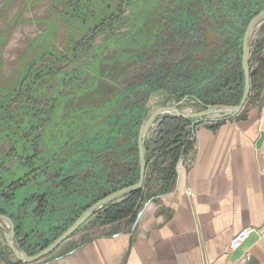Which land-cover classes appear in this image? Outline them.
<instances>
[{
    "label": "trees",
    "instance_id": "trees-1",
    "mask_svg": "<svg viewBox=\"0 0 264 264\" xmlns=\"http://www.w3.org/2000/svg\"><path fill=\"white\" fill-rule=\"evenodd\" d=\"M21 1L24 6L11 20L5 15L14 8L16 0H3L0 7V20L6 23L0 30V174L8 172L6 165L11 160L25 156V164L32 168L29 176L44 168L38 156L45 152L39 150L41 147H51L55 152L65 149L63 166L59 165L65 173H75L82 163L85 168L95 164V174L111 185L96 201L139 180L138 137L134 134L146 114L144 104L138 101L139 92L146 95L166 87L165 92L173 93L177 103L184 99L206 104L240 102L244 88L241 46L245 22L264 10V0H117L114 11L111 0H53L52 16L28 20L38 24L42 32L30 39L17 57L16 68L5 76V45L15 28L24 22L21 15L42 2ZM105 3L104 11L111 13L95 11H100ZM90 8L99 17L92 21V14L83 20L89 25L88 33L59 51L55 45L60 33L59 19H63V25L67 19L79 21L86 15L83 10ZM122 27L126 30L119 32ZM101 36L105 41L96 46L95 41ZM93 48L98 53L86 63L82 58ZM106 52L108 56L104 58ZM251 54L253 59L256 55ZM256 60V68L251 67V92L257 82L263 83L264 77V58L258 56ZM78 63L93 74L84 87L81 82H74L76 96L82 100L78 109L85 112L76 108L72 117L67 116L66 107H71L74 96L63 98L62 105H42L38 88L48 78H59L61 89L72 78L73 72L68 70L77 65L79 71ZM103 75L121 80L106 86L100 81ZM166 77L169 79L165 84ZM68 101L70 104L65 105ZM55 116L59 123L52 125ZM158 120L157 133L147 138L144 145L148 162L144 186L99 210L94 216L98 221L111 222L134 215L148 186L161 179L167 184L173 180L176 165L190 146L186 131L190 120L171 115ZM44 139L48 140L46 144ZM5 143L10 145L7 151ZM150 146H160L159 155L156 150L151 152ZM87 151L92 154L89 156ZM169 158L172 164L159 168ZM22 182L20 178L14 183L19 186L26 181ZM81 212L39 249L52 243Z\"/></svg>",
    "mask_w": 264,
    "mask_h": 264
},
{
    "label": "crops",
    "instance_id": "crops-1",
    "mask_svg": "<svg viewBox=\"0 0 264 264\" xmlns=\"http://www.w3.org/2000/svg\"><path fill=\"white\" fill-rule=\"evenodd\" d=\"M251 39L254 58H264V20ZM257 83L239 115L217 114L220 120L194 128L190 120V146L173 180L148 186L134 215L95 224L93 216L34 264H264V77ZM43 150L42 170L27 176L32 168L24 156L0 174V213L14 220L16 241L29 254L111 188L95 174V164L79 163L75 173H65L59 165L67 150ZM171 164L169 158L159 168ZM20 178L26 182L15 185ZM246 227L251 234L231 251L232 238ZM7 229L0 222V264H18L4 238Z\"/></svg>",
    "mask_w": 264,
    "mask_h": 264
},
{
    "label": "rangeland",
    "instance_id": "rangeland-1",
    "mask_svg": "<svg viewBox=\"0 0 264 264\" xmlns=\"http://www.w3.org/2000/svg\"><path fill=\"white\" fill-rule=\"evenodd\" d=\"M52 1L53 0H42V2H40L37 6V8H35L34 10H27L24 12V14H22L21 16L24 17V22L19 24L15 30L13 35H11L8 43L5 45V49H4V66H3V74L6 76L8 74H11V72L16 68V64H17V57L20 55V53H22L23 49L26 47V45H28V42L30 41V39L36 38L42 31L39 29L38 24L33 23L32 21H28L30 19L33 18H42L45 19L47 17L52 16V12H51V7H52ZM3 0H0V7L3 5ZM24 6L23 1L21 0H16V3L14 4V8L11 10H7V14L5 15L7 20H11L12 18H14L15 14L17 12H19V8L21 9V7ZM117 6V0H111V10L114 11L115 8ZM100 7V6H99ZM107 8L106 3L104 4L103 7H101V10H95L98 13H111L112 11H104ZM62 12L64 11V6L61 5L59 8ZM93 10V8H90L88 11H84L85 12V17H83L82 19H80L79 21L75 20L73 22H69V19H67V23L66 25H63V19L60 18L59 19V27H60V33L59 36L55 42V45L57 46V49L59 51L62 50H66L70 45V43L75 42V40L82 38L84 35H86L89 31V25H85L83 23V20L87 19L89 17V15L94 14V17L92 18V21H96L98 19V14L96 15L97 12H95ZM88 12V13H87ZM127 14H129V11L126 10L125 11ZM5 24L3 22V20H0V30L3 29L5 27ZM247 24L245 22V26L244 29L246 28ZM243 29V30H244ZM126 30V28L122 27L119 32H124ZM241 40V39H240ZM105 41V37L101 36L99 37L96 41H95V45L96 46H101L103 45ZM98 50V49H97ZM97 50L95 48L91 49V52H89L87 55H85L82 59L83 61H85L86 63L89 62V58L91 57H95L97 55ZM108 56V52H106L103 57L106 58ZM264 56V55H263ZM251 63H252V68H256L257 66V60L256 58H251ZM65 64H61V66H63ZM78 67H79V71L77 72V65L74 68H71L68 70V72H73L72 78L68 80L67 83H65L61 89H59V78L56 80H51V79H47L46 82L44 84H42L39 88V95L42 99V105H46V107L49 105H62L63 102V98H68V97H73V100L70 104V101L66 102L65 105H69L70 104V108L69 106L66 107V113L68 117H72L70 114H72V112H74L77 108V110H79L78 108L82 107V100H80L79 96L77 94V89H75L77 87L76 84H74V82H78V85L80 83L81 86L84 87V85L86 84V82L91 78V76L93 75L90 70L88 72H86V70H84L85 65L82 63H78ZM134 69V67H133ZM67 72V73H68ZM76 73L78 75H76ZM242 78V77H241ZM240 78V81H241ZM168 77H166L163 80V83H167L168 81ZM72 80V82L70 81ZM121 80V79H120ZM120 80H115L114 78L106 75V76H101L100 81L104 84V85H113L116 82H120ZM142 80V78L140 79ZM139 80V81H140ZM81 87V88H83ZM162 88V89H161ZM160 89H155L152 91V93L143 95L142 92H139L140 94L138 95V101L142 102L146 108V114L144 115L143 120L141 121V123L138 125L137 130L135 131L136 133L134 134L135 138L138 137V131L140 129V127L142 126V124L147 120L148 116L152 113L153 110H155L156 108L160 107V106H167V105H173V104H177L176 98L174 96L173 93H171L169 90H167L165 92L166 87H161ZM78 97V98H77ZM77 99V101H76ZM76 101V102H75ZM237 101H233L232 104H235ZM180 105V109H184L187 111H192V112H197L198 110H200L202 107L201 105L198 103V101H195L193 99H184L182 100V102H179ZM49 113H53L52 107L48 108ZM82 109H80L79 111H81ZM82 113L85 112L84 110L81 111ZM55 113V112H54ZM55 115V114H53ZM64 118V115L61 116V119ZM81 121V120H80ZM86 121V120H84ZM159 121V120H158ZM158 121L153 125V127L151 128V130L149 131V135H154L153 133L156 132V129L158 127ZM60 122H67V120L65 121H60ZM73 122H76L75 120H73ZM98 123V121H96ZM59 123V120H56V116L54 117V120H52V125H56ZM81 136V135H80ZM83 136V134H82ZM153 137V136H151ZM46 142H48L47 139H44V144H46ZM43 144V145H44ZM10 145L8 143H5L4 145V150L7 151L9 149ZM44 147H41L39 150H42ZM42 152H44L42 150ZM124 198H121L120 200H122ZM118 200V201H120ZM97 214V213H96ZM97 217H93V219H91V223H94V220H96ZM95 224V223H94ZM39 250V249H38ZM37 250V251H38ZM37 251L33 252L32 254L36 253ZM39 262V261H38Z\"/></svg>",
    "mask_w": 264,
    "mask_h": 264
},
{
    "label": "water",
    "instance_id": "water-1",
    "mask_svg": "<svg viewBox=\"0 0 264 264\" xmlns=\"http://www.w3.org/2000/svg\"><path fill=\"white\" fill-rule=\"evenodd\" d=\"M264 20V10H261L247 23V27L243 34V41L241 46L242 58L241 66L244 74V88L241 96V100L238 104H206L201 100H197L201 109L197 112L187 111L180 109V103L160 106L152 111L148 116L147 120L142 124L139 129L138 134V162H139V180L132 185L125 186V188L115 190L110 192V195L97 200L92 205L88 206L81 212V214L67 227L62 233H60L56 238L53 239L52 243L47 246L42 247L34 254L27 253L16 241V226L14 220L9 216L3 213H0V222H3L5 226L8 227L5 234V241H7L12 253L16 256L17 260L21 264H34L38 263L42 259L48 257L54 250H56L61 244L67 241V239L76 233L82 225L90 218H92L99 210L103 209L105 206L124 198L126 195L134 193L135 191L140 190L146 180V172L148 167L147 157H146V147L145 141L148 138L149 131L153 125L158 121L159 118L165 117L168 115L178 117L180 119L194 120V123L200 120H220L218 118H211L215 114H229L232 117L239 115L242 112L243 108L249 101V96L252 90L251 84V44H252V35L255 28Z\"/></svg>",
    "mask_w": 264,
    "mask_h": 264
},
{
    "label": "built area",
    "instance_id": "built-area-1",
    "mask_svg": "<svg viewBox=\"0 0 264 264\" xmlns=\"http://www.w3.org/2000/svg\"><path fill=\"white\" fill-rule=\"evenodd\" d=\"M217 114H215V115H212V117L211 118H218L217 116H216ZM219 119V118H218ZM200 121H202V122H213V121H215V120H200ZM200 121H198V122H196V123H194L192 126H193V128L200 122ZM190 126V125H189ZM157 133V129H156V132L155 133H153L154 135ZM153 136V135H152ZM149 137V136H148ZM95 216V215H94ZM251 231H252V228H250V227H246V228H244V229H241V230H239L237 233H236V235L232 238V240H231V243H230V247H229V249L232 251V250H238V249H240V247L243 245V243L246 241V239L249 237V235L251 234Z\"/></svg>",
    "mask_w": 264,
    "mask_h": 264
}]
</instances>
